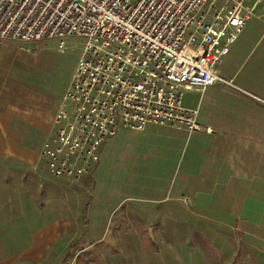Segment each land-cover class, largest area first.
<instances>
[{
    "label": "crops",
    "instance_id": "obj_1",
    "mask_svg": "<svg viewBox=\"0 0 264 264\" xmlns=\"http://www.w3.org/2000/svg\"><path fill=\"white\" fill-rule=\"evenodd\" d=\"M49 45L0 42V264H264V1L218 65L233 86L183 94L210 133L120 129L77 181L40 155L80 55Z\"/></svg>",
    "mask_w": 264,
    "mask_h": 264
},
{
    "label": "built area",
    "instance_id": "obj_2",
    "mask_svg": "<svg viewBox=\"0 0 264 264\" xmlns=\"http://www.w3.org/2000/svg\"><path fill=\"white\" fill-rule=\"evenodd\" d=\"M0 0V42L81 41L70 84L41 149L51 178L77 181L99 163L120 129L209 128L185 109V91L205 90L264 0Z\"/></svg>",
    "mask_w": 264,
    "mask_h": 264
},
{
    "label": "rangeland",
    "instance_id": "obj_3",
    "mask_svg": "<svg viewBox=\"0 0 264 264\" xmlns=\"http://www.w3.org/2000/svg\"><path fill=\"white\" fill-rule=\"evenodd\" d=\"M210 3V0L208 1L207 5ZM68 39L70 40V42H68ZM65 46L62 47V51L61 52H56V50L54 49L55 47L52 46V45H49V49L46 50L48 56L52 57V58H58L60 59L61 61L63 60L64 63H65V66L68 67V64L71 65L74 61V59H76V50L79 49V53L81 54L80 52V49H81V41L80 39L78 38H67L65 40ZM74 42V43H73ZM52 48V49H51ZM80 56V55H79ZM79 60V59H78ZM78 62V61H77ZM77 65V64H76ZM230 80V79H228ZM206 96L204 94H202V96H200V99H199V105H202L205 104L206 102ZM216 253V252H214ZM212 258V261L211 263L215 264V263H220L221 261L219 260V258L213 256L211 257Z\"/></svg>",
    "mask_w": 264,
    "mask_h": 264
}]
</instances>
